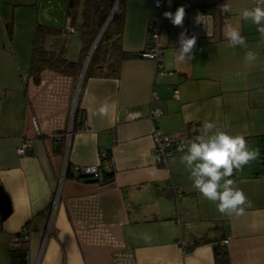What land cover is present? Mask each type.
Masks as SVG:
<instances>
[{
  "label": "crops",
  "instance_id": "1",
  "mask_svg": "<svg viewBox=\"0 0 264 264\" xmlns=\"http://www.w3.org/2000/svg\"><path fill=\"white\" fill-rule=\"evenodd\" d=\"M224 3L230 13L219 10ZM254 4L165 0V9L183 6L186 14L183 27L162 21L160 65L140 54L162 10L155 0H125L120 44L135 56L121 62L116 76L84 79V72L81 77L94 41L78 76L44 69L35 82L30 65L37 23L66 26L70 17L65 13L51 23L43 18L47 9L41 0H0V185L11 204L0 221V264H13L11 253L23 251L26 264H216V244L227 250L229 264H264V165L257 174L245 166L231 177L252 207L243 216L227 217L194 189L179 162L181 152L160 164L153 148L157 128L195 136L198 130L188 125L201 127L205 120L232 135L252 136L249 145L264 148V42L256 26L239 17L241 9ZM80 21L78 12L76 27ZM226 23L240 28L247 48L228 45ZM181 32L197 37L194 58L169 67ZM63 35L68 57L78 58L80 32ZM248 50L258 56L252 65L244 61ZM77 109L79 126L74 127ZM157 109L160 116L151 118ZM71 122L68 146L64 138L51 136ZM26 136L34 142L20 155L17 148ZM100 150L114 160L112 177L73 175L75 165L98 163ZM24 225L29 238L13 241Z\"/></svg>",
  "mask_w": 264,
  "mask_h": 264
},
{
  "label": "clouds",
  "instance_id": "2",
  "mask_svg": "<svg viewBox=\"0 0 264 264\" xmlns=\"http://www.w3.org/2000/svg\"><path fill=\"white\" fill-rule=\"evenodd\" d=\"M222 13H230L231 6L224 3L219 9ZM185 8L180 6L175 13L166 11L164 17L174 26L183 27ZM203 16H198L197 23H202ZM239 17L244 22L256 26L260 41L264 42V0H255L254 6L243 8ZM207 30V28H206ZM224 37L230 47L247 48V38L242 35L238 26L226 23ZM179 48L172 49V60L168 66L189 64L194 58L197 37H189L186 32L179 36ZM258 60L257 53L251 50L245 52V63L252 65ZM101 114L107 112L102 106ZM198 135L185 139L178 146L182 153L179 162L184 165L192 186L205 199L216 204L218 212L227 217L245 215L246 209L252 207L244 191L232 179L234 173L243 171L244 167L260 159L259 148L249 145L244 135L230 134L226 129L212 120H205L198 129Z\"/></svg>",
  "mask_w": 264,
  "mask_h": 264
},
{
  "label": "trees",
  "instance_id": "3",
  "mask_svg": "<svg viewBox=\"0 0 264 264\" xmlns=\"http://www.w3.org/2000/svg\"><path fill=\"white\" fill-rule=\"evenodd\" d=\"M116 0H67V15L71 23L75 25L74 19L78 12L81 14V21L78 31L81 35V48L78 58L73 59L67 55L68 39L63 35L71 33L66 26L37 23L35 38L33 41L30 74L35 82H39L44 69L60 71L62 73L78 76L83 66L85 57L95 41L97 35L105 25ZM120 0L110 22L100 37L92 56L85 70L84 79L90 75L116 76L121 62L134 57L135 54L124 51L121 48V32L123 20V4ZM8 37H12V24H6ZM53 36V39L50 37ZM79 110H76L74 127L79 126ZM190 130H198L199 123L191 122L188 125ZM248 143L252 136L245 137ZM260 163L264 165V155L260 156ZM70 171V167H68ZM259 173V171H255ZM107 178L113 173H106ZM91 179H95L89 177ZM97 180V179H95ZM216 264H229L228 252L220 245H215Z\"/></svg>",
  "mask_w": 264,
  "mask_h": 264
},
{
  "label": "built area",
  "instance_id": "4",
  "mask_svg": "<svg viewBox=\"0 0 264 264\" xmlns=\"http://www.w3.org/2000/svg\"><path fill=\"white\" fill-rule=\"evenodd\" d=\"M165 0H155V6L159 9L162 10V17L159 18L158 20L152 22L151 28H150V34H149V45L146 48V50L141 52V56L144 58H151L157 61L160 65L162 62V47L161 43L159 40V30L160 26L162 24V21L167 19L164 17L163 13L166 11L175 13L176 9H171L167 10L164 7ZM66 28L70 32H75L78 31V28L74 26L71 21L69 20ZM177 96V91L174 94ZM161 114V111L159 109L157 110H152L151 111V118L155 119L158 118ZM32 123L34 126V130L36 135H40L41 131L38 126L37 118L36 116H32ZM73 123L71 122L69 127L65 131H56L52 133V137L54 139H62L64 138L66 141V144L68 146L71 136L73 134ZM194 135L188 134L185 137H180L178 135H173V134H165L163 133L160 129H156L153 133V138H154V155L156 157V160L160 164H165L167 163L168 159L173 156L174 154H177L178 151V146L181 144L182 141L185 139H190L193 138ZM22 144L17 148L18 154L20 155H26L32 148L34 138L32 136H26L22 140ZM99 162L96 164H91V165H75L73 167V175L76 177H92L95 179H100L101 174L103 173L104 175L106 173H113L115 169V164L114 160L107 150H100L99 152ZM29 238V227L28 225H24L21 230L17 233H14L12 235L13 241H21L23 239H28ZM230 237H227L224 241L228 242ZM184 245V248L186 249V244L182 242Z\"/></svg>",
  "mask_w": 264,
  "mask_h": 264
},
{
  "label": "water",
  "instance_id": "5",
  "mask_svg": "<svg viewBox=\"0 0 264 264\" xmlns=\"http://www.w3.org/2000/svg\"><path fill=\"white\" fill-rule=\"evenodd\" d=\"M119 1L120 0H116L115 4L113 6V9L110 12V15H109L105 25L103 26V28L101 29L100 33L98 34L97 39L95 40V43H94V45H93V47H92V49H91V51H90V53L88 55V58L85 61V65L83 67L81 77L83 76V74L85 72V69L87 67L88 61H89V59L91 57V54H92V52H93V50H94V48L96 46V43L100 39V37L103 34L108 22L110 21L111 17L113 16ZM44 13L46 14V12H44ZM10 212H11L10 200H9L7 194L5 193L3 187L0 185V221L2 219H5L10 214ZM11 262L13 264H16V263H18V264H26V262H27V253L24 252V251L20 252V253H16V252L11 253Z\"/></svg>",
  "mask_w": 264,
  "mask_h": 264
},
{
  "label": "rangeland",
  "instance_id": "6",
  "mask_svg": "<svg viewBox=\"0 0 264 264\" xmlns=\"http://www.w3.org/2000/svg\"><path fill=\"white\" fill-rule=\"evenodd\" d=\"M41 1H42L44 8L47 9V11H46L47 15L44 13L45 9H43V18L47 22L50 21L51 23H53V19L55 17L57 18V17H60V15H64L65 13H67V0H41ZM118 6H119V3L117 5V7ZM49 15L51 16L50 18H49ZM253 148H258V146H255ZM259 149H260L261 155H264V148H259ZM260 162H261L260 159L257 161L251 162L249 165H247L248 167H245L246 171L255 172V171L259 170L261 168V166L263 165Z\"/></svg>",
  "mask_w": 264,
  "mask_h": 264
}]
</instances>
